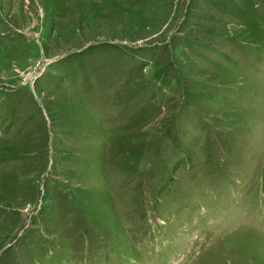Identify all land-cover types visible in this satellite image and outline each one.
<instances>
[{
  "label": "rangeland",
  "instance_id": "1",
  "mask_svg": "<svg viewBox=\"0 0 264 264\" xmlns=\"http://www.w3.org/2000/svg\"><path fill=\"white\" fill-rule=\"evenodd\" d=\"M0 264H264V0H0Z\"/></svg>",
  "mask_w": 264,
  "mask_h": 264
}]
</instances>
